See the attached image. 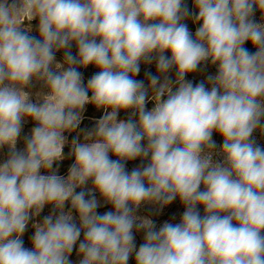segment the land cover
Returning a JSON list of instances; mask_svg holds the SVG:
<instances>
[{"label":"clouds","instance_id":"obj_1","mask_svg":"<svg viewBox=\"0 0 264 264\" xmlns=\"http://www.w3.org/2000/svg\"><path fill=\"white\" fill-rule=\"evenodd\" d=\"M257 132L264 0H0V264H264Z\"/></svg>","mask_w":264,"mask_h":264},{"label":"rangeland","instance_id":"obj_2","mask_svg":"<svg viewBox=\"0 0 264 264\" xmlns=\"http://www.w3.org/2000/svg\"><path fill=\"white\" fill-rule=\"evenodd\" d=\"M185 2L189 5V7L191 8L192 7V0H185ZM256 19L257 21H259V13H257L256 15ZM33 28H35V25L37 23V21H33ZM188 23V26L190 28V30L193 31V33L195 32V28H196V25H194L191 21H187ZM33 35H37V33L34 31L32 33ZM246 47H248L249 49H251L253 52L255 51V49H252L251 48V45L250 44H246ZM73 53L76 52V49H75V46H73V49H72ZM62 58V53H58L57 54V60H61ZM82 72H84V75H85V81L87 80V78H90L91 75L97 71L96 68H94L93 66H89L87 69H80ZM152 71L153 74H155V66L154 65H144L142 64L141 65V72H140V75L137 77V79H144V73L146 71ZM216 72V69L215 67H208L204 73H195V74H189L187 76V79L188 80H191L194 84L200 82L201 80L205 79V77L208 75V74H215ZM172 77L174 78V71L171 73ZM145 82L147 83V81L145 80ZM148 107L151 108L152 107V104L149 103L148 104ZM100 115H102V112H98L94 109L93 106L89 105L87 106V112L85 113V120L83 121V123L81 124V127L84 128V127H92L93 126V123H94V120L95 119H98L100 117ZM119 118L120 119H126L127 118V114L125 112H121L120 115H119ZM33 126L32 122L29 121L28 124L25 125L24 127V133L23 134H26L30 131V128ZM22 134V135H23ZM73 135H75V133H73ZM257 138V141L258 143H260L261 146H264V138H261L259 133H255L254 134ZM213 139L217 142V144H222V137H220L218 134H213ZM18 148H22L23 147V142L21 141L20 143H18L17 145ZM65 154H67V152L69 151V148L66 146L65 147ZM7 153V149L4 150L3 153H0V162L3 161V158L4 156L6 155ZM216 159H220L219 157H216ZM72 163V160L71 159H66L64 160L61 165H60V173L61 175H66L67 174V169H68V166ZM144 163H147V161H144ZM140 164V160L137 159L135 161H129L126 165L127 169L129 171L132 170V168L136 167L137 165ZM89 187H91V185L89 184ZM77 191H80V189H77ZM99 198V197H98ZM111 210V205H104L100 208L97 209L98 212L100 213H103L105 211H109ZM200 210V213L201 215H203V208L200 207L199 208ZM51 211L50 207H46L44 212L42 213V216L43 215H47L49 212ZM184 211V207L183 205L180 203L179 199L175 200L171 205H168L166 206L162 211H160L159 213H157V210L156 208H153L152 206H145L143 207L137 214L138 215H141V216H147L151 219L154 220V222L156 223L157 225V228H159V226L165 221V220H168L169 222H172V223H178L180 221V217H181V214L183 213ZM34 230L31 229V227L29 228V231L28 233H26L24 239H25V246L26 247H31L30 243H29V238L30 236L32 235V232ZM142 236H143V233H139L137 235V238H136V242H137V246H139L140 243L143 242L142 240ZM82 238V237H81ZM70 259L73 260V264H76V261H77V257H76V254L75 252H73L72 256L70 257ZM129 264H134V259L130 260Z\"/></svg>","mask_w":264,"mask_h":264}]
</instances>
